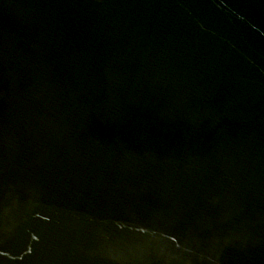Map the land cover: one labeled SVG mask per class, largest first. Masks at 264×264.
Segmentation results:
<instances>
[{"label":"water","instance_id":"1","mask_svg":"<svg viewBox=\"0 0 264 264\" xmlns=\"http://www.w3.org/2000/svg\"><path fill=\"white\" fill-rule=\"evenodd\" d=\"M0 264H264V0H0Z\"/></svg>","mask_w":264,"mask_h":264}]
</instances>
